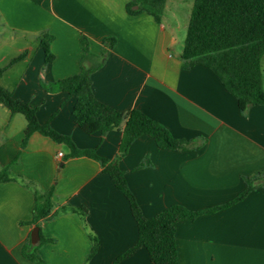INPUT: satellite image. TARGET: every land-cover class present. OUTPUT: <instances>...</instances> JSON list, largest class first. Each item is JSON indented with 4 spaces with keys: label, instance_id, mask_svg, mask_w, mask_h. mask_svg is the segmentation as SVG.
I'll return each instance as SVG.
<instances>
[{
    "label": "crops",
    "instance_id": "1",
    "mask_svg": "<svg viewBox=\"0 0 264 264\" xmlns=\"http://www.w3.org/2000/svg\"><path fill=\"white\" fill-rule=\"evenodd\" d=\"M127 1L0 0V85L78 148L115 160L123 123L86 133L74 122V98L41 85L79 72L81 35L95 54L113 36L90 74L93 95L120 111L139 109L188 141L185 148H161L142 134L116 159L143 215L171 204L190 210L221 206L244 190L245 177L264 168V103L241 111L210 68L181 67L193 0H166L159 22L146 12L127 13ZM45 33L53 35L49 62L39 45ZM24 50V57L9 63ZM25 127L23 114L0 102V169L8 165L13 177L0 181V264H36L22 255L34 226L35 188H51V211H59L38 223L45 240L36 252L44 264H112L137 239L127 199L98 160L65 158V143L34 131L21 146ZM175 241L179 264H264L262 186L178 221ZM117 264L154 263L138 247Z\"/></svg>",
    "mask_w": 264,
    "mask_h": 264
},
{
    "label": "trees",
    "instance_id": "2",
    "mask_svg": "<svg viewBox=\"0 0 264 264\" xmlns=\"http://www.w3.org/2000/svg\"><path fill=\"white\" fill-rule=\"evenodd\" d=\"M166 0H128L125 10L129 14L146 12L157 22L163 14ZM52 34H43L40 47L44 52V61L49 62L53 54L49 49ZM115 38L107 36L103 39L100 56L89 49L86 36H80L82 56L80 70L42 87L51 92L62 91L74 98L72 116L76 125L86 133L105 132L122 126V137L115 160L98 156L93 149L78 148L68 135L52 129L47 122H39L36 109L26 102L13 97L12 93L0 85V102L10 112L21 113L25 117L21 146L34 131L63 142L68 147L65 155H85L98 160L102 171L106 172L113 184L125 196L133 219L137 225V239L133 245L118 255L112 264L131 254L138 247H144L154 264H179L175 241V225L183 219L229 205L242 198L259 183L264 191V168L251 176L245 177L246 187L234 199L208 210H190L179 204H171L151 217H145L132 191L125 180L123 171L116 159L125 154L129 144L142 134L151 136L158 147L185 148L188 141L178 138L158 121L150 118L139 109L128 111L117 110L98 100L91 90V72L98 67L103 56L113 46ZM26 54V50L11 58L15 62ZM264 56V0H193L186 24L183 46L179 54L181 67L189 68L202 65L210 68L220 79L225 89L235 97L241 111L249 106L264 103L262 85L261 59ZM13 178L8 165L0 169V181ZM35 202L32 208L30 223L37 225L59 211H51L52 190L42 192L35 188ZM63 206L61 210H65ZM39 228V226H38ZM39 239L35 244L30 237L22 246V255L36 264H44L36 252V247L45 240L40 229ZM95 243L91 253L94 252Z\"/></svg>",
    "mask_w": 264,
    "mask_h": 264
},
{
    "label": "water",
    "instance_id": "3",
    "mask_svg": "<svg viewBox=\"0 0 264 264\" xmlns=\"http://www.w3.org/2000/svg\"><path fill=\"white\" fill-rule=\"evenodd\" d=\"M38 226L37 225H34L32 228H31V231H30V242L31 243H36L39 239V234H38Z\"/></svg>",
    "mask_w": 264,
    "mask_h": 264
},
{
    "label": "rangeland",
    "instance_id": "4",
    "mask_svg": "<svg viewBox=\"0 0 264 264\" xmlns=\"http://www.w3.org/2000/svg\"><path fill=\"white\" fill-rule=\"evenodd\" d=\"M169 2L171 3L172 2V0H169ZM184 5L187 7V3L185 4L184 3ZM183 5V6H184ZM184 6V7H185ZM183 25V24H182ZM182 31H185V29H184V27L182 26ZM183 34H184V32H183ZM97 56H100V54L99 53H97ZM261 71H262V74H263V85H264V56H263V58H262V60H261Z\"/></svg>",
    "mask_w": 264,
    "mask_h": 264
},
{
    "label": "built area",
    "instance_id": "5",
    "mask_svg": "<svg viewBox=\"0 0 264 264\" xmlns=\"http://www.w3.org/2000/svg\"><path fill=\"white\" fill-rule=\"evenodd\" d=\"M57 155H58V156H61V155H62V152H60V151L57 152Z\"/></svg>",
    "mask_w": 264,
    "mask_h": 264
}]
</instances>
